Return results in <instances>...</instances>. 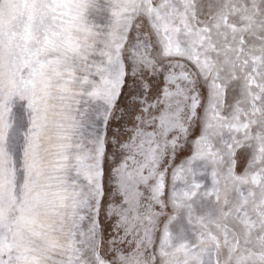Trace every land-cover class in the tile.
Segmentation results:
<instances>
[{"label": "snow or ice", "instance_id": "6c2138e0", "mask_svg": "<svg viewBox=\"0 0 264 264\" xmlns=\"http://www.w3.org/2000/svg\"><path fill=\"white\" fill-rule=\"evenodd\" d=\"M0 264H264V0H0Z\"/></svg>", "mask_w": 264, "mask_h": 264}]
</instances>
